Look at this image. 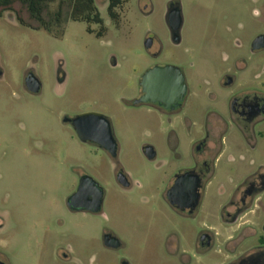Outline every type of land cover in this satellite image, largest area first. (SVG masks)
<instances>
[{
    "label": "rangeland",
    "instance_id": "rangeland-1",
    "mask_svg": "<svg viewBox=\"0 0 264 264\" xmlns=\"http://www.w3.org/2000/svg\"><path fill=\"white\" fill-rule=\"evenodd\" d=\"M124 1L117 26L108 0H95L107 28L103 37L96 35L98 25L70 19L64 35L54 37L37 29L18 1L13 13L29 24L9 12L0 17V260L5 264H184L188 256L190 264H227L221 243L220 253H198L196 242L210 227L220 241L226 237L218 203L229 202L252 171L249 163L264 157V140L248 153L241 137L230 134L202 207L194 217L185 216L172 208L167 192L172 179L189 167L196 138L177 121L171 138L166 117L133 104L144 75L166 64L186 77L190 116L194 108H224L220 77L238 58H249L248 80L264 83V51L252 53L253 41L264 36V0H178L179 45L172 43L166 18L172 0ZM149 39L151 51L145 46ZM31 75L40 81L38 95L27 88ZM86 113L111 120L131 189L116 183L113 163L63 120ZM146 146L156 150L155 160L144 156ZM84 174L107 190L101 213L69 206ZM250 220L256 235L245 239L239 253L257 246L264 234V194ZM107 232L118 238L119 249L104 245Z\"/></svg>",
    "mask_w": 264,
    "mask_h": 264
},
{
    "label": "flooded vegetation",
    "instance_id": "flooded-vegetation-1",
    "mask_svg": "<svg viewBox=\"0 0 264 264\" xmlns=\"http://www.w3.org/2000/svg\"><path fill=\"white\" fill-rule=\"evenodd\" d=\"M175 8L180 9L182 16L180 2L172 0L168 3L166 18L172 43L179 45L181 43L183 17L182 26L178 32V42L170 27V14ZM0 11H2L0 17L5 12H9V16L13 20L15 19L22 24L19 21L21 16L17 13L14 14L13 9H0ZM24 21L28 23V21ZM260 37L264 36L256 37L252 43L253 54L264 51V47H255V42ZM152 47L153 41L151 47L146 50L151 51ZM157 56V54H154V57ZM166 66L172 65L166 64L158 67ZM248 67L249 58L241 57L235 60V66L232 64L222 73L219 83L221 88L219 91L220 96L225 99L222 110L217 108H206L204 110L194 108L192 116L185 112V107H187L188 100L192 96V91L187 84L182 69L176 67L184 79L185 88L183 92L182 85L178 83L176 75H173V77L171 75L161 77L163 82H168L172 79L175 81L172 86L175 93H172V95L176 94L178 98H169V94L166 92L164 93L166 97L162 101H145L146 93L141 86L139 99L134 102L133 106L146 107L149 110L160 112L162 116L166 117L171 126V133H169L171 138L173 137L172 135L177 134L173 126L174 121H177L178 125H184L186 134L196 138L195 141H191L192 157L189 167L179 172L172 179L171 186L167 192L169 204L176 212L182 215L194 217L202 207L203 197L208 183H211L210 179L216 170V164L226 153L227 140L230 134H237L241 137L248 153L255 151L258 141L264 140V83H252V80H248L244 76ZM61 74V69H59L58 78L62 83L64 79H62ZM261 76L260 73L256 74L254 80L260 79ZM178 89L181 91L180 94L176 93ZM39 93L40 90L32 94L38 95ZM210 95L214 99L217 98L212 92H210ZM200 112L202 113V122H200ZM83 115L91 116L82 125L83 135L86 138L84 142L79 138L75 130L74 120L77 117L70 118L66 116L63 120L74 128L76 135L83 143L102 152L113 163L116 183L124 190L131 189L133 187L131 177L124 171L119 161V146L111 120L105 115L98 113H86ZM143 154L150 161L155 160L157 157V152L152 146L144 147ZM249 166L251 169L253 168L252 171L247 174L241 182L242 184L235 189L229 202L218 203L220 218H222L223 224L226 226V237L220 241L219 238L222 236L213 227L206 228L199 235L196 242V251L198 253H207L214 249L220 253L221 249L216 247L221 243L227 252V264H264V234L260 236L257 246L240 253L238 252L245 239L256 235V231L250 222V216L254 212L255 202L264 194V157L261 160H252ZM82 181L86 184L84 194L82 196L74 195L69 201V206L71 210L76 212H90L85 210L84 207L97 200V192L93 187L92 182L94 181L89 176H86V174L81 176L80 184ZM175 183H179L177 190L175 189L176 191L173 190ZM97 184L101 193V206L100 211L97 213H101L107 197V190L100 182ZM103 242L108 249L117 250L121 247L120 241L113 233H104ZM185 254L183 256L188 255L187 253ZM64 258L67 259V256H64ZM182 262L184 264L192 263L190 256L188 258L184 257ZM0 264L5 263L0 260ZM121 264L129 263L122 260Z\"/></svg>",
    "mask_w": 264,
    "mask_h": 264
},
{
    "label": "trees",
    "instance_id": "trees-1",
    "mask_svg": "<svg viewBox=\"0 0 264 264\" xmlns=\"http://www.w3.org/2000/svg\"><path fill=\"white\" fill-rule=\"evenodd\" d=\"M18 1L27 11L31 21L35 22L37 29L44 30L54 37H62L67 19L73 22H82L87 25L100 26L98 37L106 33L104 21L95 0H0V9L12 10L13 4ZM124 0H108V14L115 24L120 22V13ZM55 5V8L52 6ZM2 11H0V14ZM19 21L26 25L23 18ZM88 32L93 33L89 27Z\"/></svg>",
    "mask_w": 264,
    "mask_h": 264
},
{
    "label": "water",
    "instance_id": "water-1",
    "mask_svg": "<svg viewBox=\"0 0 264 264\" xmlns=\"http://www.w3.org/2000/svg\"><path fill=\"white\" fill-rule=\"evenodd\" d=\"M182 26V16H181V11L178 8H175L172 13L170 14V27L174 32L175 39L178 42L179 37H178V32ZM152 45V40L149 39L146 41L145 46L146 48H150ZM255 47L256 48H261L264 47V37H260L259 39L256 40L255 42ZM167 75H176L177 81L179 84L182 85V92L184 91L185 84H184V79L181 73L179 72L178 68L174 66H166V67H155L151 70H149L143 77L142 80V87L144 92L146 93V97L144 98L145 101H162L165 99L166 96H164V93L168 92L169 98L175 97L178 98L177 95H172L174 94V90L172 88L173 84L175 81L173 79L168 82H163L161 81V77H167ZM26 84L28 86V89L36 93L40 90L41 84L40 81L37 79V77L31 75L27 78ZM177 94H180L181 91L178 89L176 91ZM91 117V116H89ZM88 115H80L78 116L75 120V130L79 136V138L84 142L86 141V138L84 137L83 133V124L84 122L89 118ZM91 121V120H90ZM91 179V178H90ZM92 180V179H91ZM93 187L97 192V200L94 203H91L90 205H86L84 208L85 210H88L92 213H97L100 211V206H101V193L99 190V185L94 181ZM86 184L82 181L80 184V187L78 189V192L75 196H82L84 194ZM179 186V183H175L173 190L176 191ZM176 189V190H175ZM116 246V245H114Z\"/></svg>",
    "mask_w": 264,
    "mask_h": 264
}]
</instances>
